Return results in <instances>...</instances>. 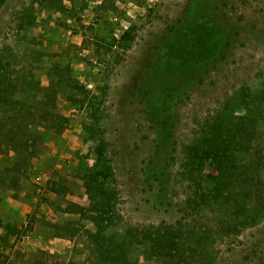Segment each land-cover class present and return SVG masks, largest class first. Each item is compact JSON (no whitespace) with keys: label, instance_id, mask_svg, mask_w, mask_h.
Segmentation results:
<instances>
[{"label":"rangeland","instance_id":"obj_1","mask_svg":"<svg viewBox=\"0 0 264 264\" xmlns=\"http://www.w3.org/2000/svg\"><path fill=\"white\" fill-rule=\"evenodd\" d=\"M1 174L0 264H264V0H0Z\"/></svg>","mask_w":264,"mask_h":264},{"label":"trees","instance_id":"obj_2","mask_svg":"<svg viewBox=\"0 0 264 264\" xmlns=\"http://www.w3.org/2000/svg\"><path fill=\"white\" fill-rule=\"evenodd\" d=\"M125 34H129V33L126 32ZM242 125L243 124H241V126ZM211 127H214V126L212 125ZM217 130L213 131L210 134L211 139L208 137H204V136H203V138L200 139L201 141L199 143V146H197V148L196 147L194 148V153H195V156L197 157V162H195V164L192 165L191 168L193 169L195 167L196 171H200L202 169L203 161L208 158L210 160V162L213 163L214 169L216 171V175L213 178L221 177V179H222L225 175L226 176L224 178H229L230 177L229 175H232V173L229 172L232 160L231 159L229 160L228 155H226L227 151L225 148H227V144L223 143V141H221V142L215 141L214 142V140H215L214 138H216V139L220 138L218 136L219 132H217ZM10 140H12V139H10ZM6 145L7 146L9 145L10 149H12L13 151H16V152L18 150L22 151L24 154V157L25 156L27 157L34 152V149L29 148L33 144H28V140H21L19 142H12L11 141V142H7ZM203 145H205V146H203ZM101 155H102V152L98 151V154H97V157H99V158H97L98 162L100 161ZM229 162H231V163L228 164ZM193 171H194V169H193ZM225 173H227V174H225ZM14 178H15V176L9 177L5 174L0 175V181H2L3 184H4L5 180H8L10 182L7 186L8 187L11 186L13 188H16L17 182ZM221 184L222 183L218 184V186ZM218 186H217V188L220 189ZM169 227H173V226H169ZM174 230H175V228H171V229L167 230V233H168L167 235L169 238L166 239L167 244L163 243V245L161 246L162 248H164V247L165 248L169 247V249L178 248L177 241L175 240L174 234H173L175 232ZM147 235H149L150 238L157 243L161 241L160 240V237H161L160 236V229L156 228L153 231L149 230ZM180 254L181 253H179L178 255H180ZM120 263H121V260H120ZM126 264H127V262H126ZM128 264H132V263H128Z\"/></svg>","mask_w":264,"mask_h":264},{"label":"crops","instance_id":"obj_3","mask_svg":"<svg viewBox=\"0 0 264 264\" xmlns=\"http://www.w3.org/2000/svg\"><path fill=\"white\" fill-rule=\"evenodd\" d=\"M11 240V237L8 234H4L3 231H0V242L2 245H7Z\"/></svg>","mask_w":264,"mask_h":264}]
</instances>
